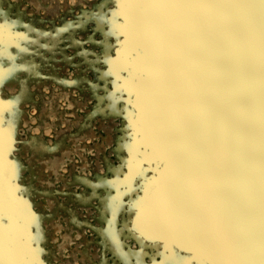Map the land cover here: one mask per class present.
I'll list each match as a JSON object with an SVG mask.
<instances>
[{
  "label": "snow or ice",
  "instance_id": "snow-or-ice-1",
  "mask_svg": "<svg viewBox=\"0 0 264 264\" xmlns=\"http://www.w3.org/2000/svg\"><path fill=\"white\" fill-rule=\"evenodd\" d=\"M97 19L111 24L106 36L126 37L108 60L112 87L134 92L139 109L128 174L116 184L131 191L152 163L137 136L168 167L158 194L148 198L153 182L144 185L137 214L165 241L161 264H264V0H122ZM13 27L0 25V57L17 39ZM123 71L135 78L121 83ZM5 115L0 105V128ZM12 143L10 129L0 134V264H42L39 217L7 159Z\"/></svg>",
  "mask_w": 264,
  "mask_h": 264
},
{
  "label": "rangeland",
  "instance_id": "rangeland-1",
  "mask_svg": "<svg viewBox=\"0 0 264 264\" xmlns=\"http://www.w3.org/2000/svg\"><path fill=\"white\" fill-rule=\"evenodd\" d=\"M102 2L0 0V25H15L12 31L17 37L7 46V54L0 57V73L5 74L0 105L6 113L0 134L7 136L10 129L13 143L7 159L21 167L14 183L21 189L18 195L39 217V230L44 236L39 243L44 251L40 256L42 264H101L104 256L106 264H120L112 251L104 249L98 235L104 226L100 208L110 186H99L96 174L113 185V166L128 171V154H123V160L116 150L119 143L134 142L129 118L135 119L139 109L134 92H118L112 87V76L107 85L100 79L102 73L109 71L108 59L117 58L118 45L126 39L123 34L119 39L116 35L106 36L111 24L107 19H97L102 13L109 14L110 19L122 0H106L101 10L98 6ZM117 23L124 24V17H118ZM5 39L0 37V48ZM129 54L135 55L131 44ZM11 78L13 84L9 86ZM134 78L135 73L130 76L128 71L121 72V83ZM96 96L106 102L113 96L118 101L120 114L107 147L103 146L105 134L99 128V116L94 115ZM60 131L68 132L63 146L70 150L66 154L57 148L56 135ZM35 137L46 141L50 156L56 152L63 158L57 172L48 168L41 175L34 171L37 168H31L24 144ZM135 142L142 152L151 153L143 136H137ZM98 165L102 169L96 173ZM149 174H153V169H149ZM163 184L164 181L155 186L153 196ZM110 191L112 195L116 193L114 189ZM137 192L141 193L139 189ZM131 196H136V192L122 196L120 203L116 223L120 241L126 251L142 257L146 264H153V256L160 262L151 239L135 228L138 207ZM32 232L35 235L37 228L33 227Z\"/></svg>",
  "mask_w": 264,
  "mask_h": 264
},
{
  "label": "bare ground",
  "instance_id": "bare-ground-1",
  "mask_svg": "<svg viewBox=\"0 0 264 264\" xmlns=\"http://www.w3.org/2000/svg\"><path fill=\"white\" fill-rule=\"evenodd\" d=\"M81 1V0H80ZM110 57V56H109ZM108 60H111L110 58ZM109 64V63H108ZM112 71V65L109 64V71L107 73H102L101 74V80L105 82V84H108V81L110 80L109 77L112 76L114 77L113 82L115 81V76L111 74ZM4 82V80L2 81ZM13 84V78L10 79L9 86ZM123 92H128L126 89ZM122 92V93H123ZM121 93V92H120ZM121 93V94H122ZM97 98V104L95 106V113L94 115L99 116L100 119V129L104 131V136L105 140L103 141V146L107 147L108 145L111 144V139L114 137L111 133L114 130L116 126L115 119L117 116L120 114L119 107H118V101L113 97L109 96L108 101L106 102L105 99H100L98 96ZM45 115L49 114V111L45 112ZM43 113V114H44ZM46 122V121H44ZM48 131V130H47ZM91 135L93 134V131H90ZM68 135V132H58L56 135V142H57V148L63 152V154L68 153L70 150L67 148H64V139L65 136ZM89 138H90V136ZM92 136H95L92 135ZM91 136V137H92ZM93 138V137H92ZM70 139V137H69ZM91 139V138H90ZM144 139V137H143ZM119 140V139H118ZM121 140H119L120 142ZM144 144L146 147H150L151 153H149L148 157L152 160V164L150 167H146L143 164V168L145 169L144 174L142 176H137L132 184V190L129 191L123 183L120 185L116 184V181L119 180L121 182L124 181L125 177L128 174V169L126 170L127 172L125 173L120 167L116 168L113 166V170L111 168V171H114L116 179L114 180L115 182L113 185L106 183L101 179L99 174H96V176L99 179V186H110V190H115V194L112 195L111 191L109 190L108 197L104 199L102 202L101 206V213H102V218H103V225L101 228L98 230V235L101 238L102 245L104 249H108L113 252V254L116 256V261H118L120 264H146L145 261L143 260L142 257H136L135 255L131 254L129 251H126L125 248L123 247L121 241H120V235L116 230V223H117V216L120 212V203L122 196L127 195V194H132L133 192H136V196H131L130 198L134 200L135 206L138 207L139 202L145 200L146 198V193L144 190V185L147 182H153V189H155V186L160 184L161 182L165 181V178L167 176L168 172V167L165 162L163 163V158L158 157L156 154L153 153L152 147L146 143L144 139ZM128 145L127 143H119L117 147V153L119 156H123L125 153L126 155L128 154L129 156V151H128ZM24 149L25 153L29 155L30 157V164L31 168H37L34 169V171H37L42 175L44 169H51L53 172H57L56 169L60 168L62 165V160L63 158L61 156H58L56 152H54L53 156H50V148L46 141L42 137H35L32 138L28 143L24 144ZM66 150V151H65ZM101 150V148L99 149ZM141 151V149L139 148ZM72 151V150H71ZM142 152V151H141ZM142 153H147L146 151ZM69 156V155H68ZM67 156V157H68ZM123 156V160H124ZM129 159V158H128ZM127 162V160H125ZM124 161V163H126ZM17 168V173L19 174L21 171V167L15 163ZM150 164L148 163V166ZM128 166V164L126 165ZM101 168V165H98V171L96 173H99ZM116 169V170H115ZM149 169H153V174H149ZM124 175V176H123ZM140 190L141 193L139 194L137 190ZM152 192L148 194V198H152ZM40 224V222H39ZM33 227H36L35 225ZM32 227V228H33ZM37 228V227H36ZM135 228L144 236H146L148 239H151L153 242V248L154 250L157 251L155 255H158L161 257L160 262L156 260V258L153 256L151 257L153 259V264H161L162 260L164 259V249H165V241L163 238L160 236H157L155 234H150L146 230H142L141 226L138 224V221L136 219L135 221ZM54 230H57L56 227ZM35 235H39L40 237V242L44 241V236L40 233L39 228L37 229V232ZM39 242V243H40ZM171 243V242H170ZM40 247V246H39ZM41 249V248H40ZM42 253L44 252L43 249ZM175 251L178 252L179 255L191 259L193 257V254L188 251H181L179 248H176ZM88 257V256H85ZM106 257L104 256L103 262L101 264H106L107 262L105 261Z\"/></svg>",
  "mask_w": 264,
  "mask_h": 264
}]
</instances>
